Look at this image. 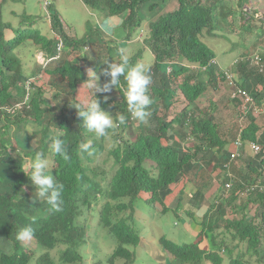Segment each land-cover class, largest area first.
Returning a JSON list of instances; mask_svg holds the SVG:
<instances>
[{"label": "trees", "instance_id": "obj_1", "mask_svg": "<svg viewBox=\"0 0 264 264\" xmlns=\"http://www.w3.org/2000/svg\"><path fill=\"white\" fill-rule=\"evenodd\" d=\"M105 1L106 17L118 18L126 33L119 40L120 43L118 40L109 41L108 49L104 47L106 43L102 45L103 39L90 42L88 36L84 39H77L74 35L68 37L56 14H49L51 30L57 35L54 38L48 39L41 34L40 29L33 28L34 19L24 23L25 18H22L19 25L12 28L1 20L5 0H0V236L10 244L7 252H0V264H29L33 258L32 247L24 248L23 242L16 239L18 232L29 224L34 228L32 241L43 250L35 264H54L49 256L52 251L57 253L62 264L78 263L82 260L80 249L87 242L91 223L104 228L115 242L110 264L118 259H122L123 264H134L136 256L129 248L137 246L140 238L135 203L142 202L147 209L159 210L162 216L166 213L176 215L186 210L181 204V196L184 195L191 202L186 214L196 221L195 212L205 200L201 189L206 187L204 181L211 178L204 167L210 165L219 177L220 184L216 189L222 197H216L217 201L220 200L219 204L211 203L212 209L197 222L207 240V247L199 249L196 245L168 241L163 236L160 242L173 256L172 262L168 264H264V251L260 253L258 249L261 239H264V190L256 189L238 206L246 208L250 204V208H255L253 219H250L243 214L237 218V214L243 211V207H236L242 185H233L227 195L223 189L228 181L226 165L230 161V152L227 149L237 138L243 149L240 160L230 162L232 171L237 173L239 169H244L245 173L240 171V180L244 181L248 174H253L257 179L261 178V184L264 183V131L259 132L260 127L253 116L255 107H264V51L259 53L260 67L250 58L254 51L251 48L256 44H264V18L259 11L253 16L248 15L245 4L248 0H232L236 3L235 10L239 9L242 13L239 27L233 6L228 9L227 5L217 0L211 4H208V0H176L177 9L168 13L163 12L170 4H166L168 0ZM84 2L91 6L94 0ZM255 17L262 23L260 26L254 24ZM146 21V37L142 41L138 38L130 42L133 33L141 29ZM220 23H235V33L252 32L251 27L256 29L254 42L249 46L233 43L235 45L230 50L233 51L235 46L244 48L235 66L239 73L238 76L236 74L239 87L247 91L253 100L245 112V117L249 119H246L248 125L242 127L238 123L244 118L241 115V119L237 117L233 125L224 127L223 133H220L219 122L211 111L194 116L191 111L184 110L167 120L166 111L173 104L177 90L192 108L208 86H216L214 72L217 73L219 68L216 63L207 66L215 54L205 44L204 38L214 37L216 29L224 35L221 32L224 30L223 24ZM10 29L12 32L9 34ZM60 41L61 50L58 46ZM96 43L107 51L105 54H96L91 65V70L96 74L107 66H101L102 61L119 62L121 50L124 51L129 44L137 47L135 53L127 57L130 65L141 63L145 48L153 57L152 66L148 67L152 75L148 94L153 104L146 109L151 114L144 122L131 119L123 97V87L126 86L123 76L120 78L121 86L117 89L114 87L108 93L87 88L88 103L96 98L103 110L116 117L114 127L107 131L109 147L104 138L107 134L97 137L83 127L82 118L78 116V112L86 108L88 103L85 105L79 101L77 93L92 76L84 69L88 64L84 51L86 45L94 46ZM29 44L42 52L46 59L57 57V60L51 61L42 70L43 79L46 80L41 84L44 85L33 82L26 104L22 105L18 113L11 114L5 108H13L16 103L24 101L27 94L24 84L31 76L24 71L20 54ZM70 52L79 55L69 61L65 56ZM183 62L198 68L188 69L181 64ZM169 66L172 67L170 74L167 73ZM40 67L37 64L31 75L40 72ZM176 80H179L177 84ZM50 89L51 98L57 103L55 107L49 106L45 98L46 91ZM233 102L240 106L238 99ZM121 114L126 117L124 124L118 122ZM26 126H31L33 133L21 136L20 130ZM15 130L18 134L15 143L19 152L13 157L11 152L6 151L4 137ZM126 130L132 132L124 135ZM187 131L192 135L190 139L197 141L191 147L183 144L188 139ZM53 136L64 140L68 160L51 154L49 142ZM32 140L36 142L35 148L31 146ZM88 140L92 141L94 149L91 156L81 153L79 148L80 143ZM254 141L259 144L261 151L251 156L246 144ZM35 151L49 157L52 162L49 171L64 185L63 204L59 212L51 211L43 199L35 200V187L27 176ZM104 153L103 163L99 164ZM19 154H24L30 160L24 161V157ZM182 179L194 181L199 189L194 193H186L187 185L180 184ZM176 185L179 186L176 197L165 206V198ZM171 208L174 211L171 212ZM219 229H222L220 236L215 233ZM228 233L237 240L236 243L227 244L219 238ZM243 242H246L244 252L238 249Z\"/></svg>", "mask_w": 264, "mask_h": 264}, {"label": "rangeland", "instance_id": "obj_2", "mask_svg": "<svg viewBox=\"0 0 264 264\" xmlns=\"http://www.w3.org/2000/svg\"><path fill=\"white\" fill-rule=\"evenodd\" d=\"M46 0H5L2 9H1V19L4 23L9 22L12 26H16L21 22L22 18H25L24 23L31 22L32 27L36 29H40V32L42 35H45L48 39L54 38L57 35L53 33L51 30V25L49 23V14H56L58 17V20L62 24V28L64 33L68 37H73V35L77 38H85L88 36L90 39V42L94 41L97 42L98 40H104V47L107 49L109 48V41L114 40H121L125 37V30L122 26H120V20L115 17H106L104 6H106L105 0H94V3L90 6L85 4L84 0H48V5H45ZM202 1V0H201ZM222 2V4L227 5L226 8H231L233 6V9L235 11V19L236 24L240 25L242 13L239 9L235 10L236 3H234L232 0H217ZM214 2V0H208V4H211ZM170 3V4H169ZM168 6L163 11L165 13L173 12L177 9V1L176 0H168L166 3ZM248 7V15L253 16L256 12L259 11L260 16L262 19L264 18V0H248L245 3ZM217 10H219V6L216 7ZM28 17V18H26ZM220 18V17H219ZM255 17L253 22L255 25H261L262 23L256 20ZM108 22L106 26L109 25V27H103L104 22ZM147 21L142 25V28L139 30H136L131 38L129 39L130 42H133L137 40L138 38L142 41L146 35H147ZM119 24V25H118ZM223 24L222 33H225L222 35L218 29H216V35L214 37L207 36L204 38L205 44L214 52L215 59L218 63V66L220 68H231L232 62L235 59H238V57H242V53L244 52L243 47H234L233 51H230L232 47L236 44L237 46L244 44V45H250L251 42H254V39L256 38V29L254 27H251L252 32H242L237 31L238 33L233 32L235 30L234 24ZM254 25V26H255ZM264 27V24H263ZM224 38H227L228 41H226ZM121 41H119L120 43ZM235 43V44H233ZM112 44V42H111ZM85 48L86 51H84L88 58V64L84 68L86 70V73H89V70H91V65L95 61L96 54L98 52L106 53L101 46L96 45H86ZM145 48V47H144ZM137 49L136 45L129 44L123 53L125 56L129 57L133 53H135V50ZM146 51L143 52V59L141 60V64H144L146 67H151L153 63V58L148 52V48H145ZM251 50H254L252 52V57L257 55L258 53H263L264 51V44H257L255 47L251 48ZM71 54L66 55L64 54L65 58L67 60H71L75 57H77L79 54L76 52H70ZM21 61L24 63V71L28 76H32L37 73L34 72V74L31 75L34 69H36L37 64L40 60V52L38 49H35V47L32 44H29L27 49H25L20 54ZM251 57V58H252ZM38 60V62H37ZM84 66V64H81ZM104 65V62L102 61L101 66ZM102 70L98 71L97 76H99L98 80V86L102 87L104 83L108 82L110 79L109 77H105L102 75ZM100 72V73H99ZM234 72L238 76V72L235 69ZM234 79L235 76L233 75ZM45 78L38 82L37 85H40L41 83L45 82ZM181 81V80H180ZM94 82V81H93ZM179 80H176L175 83L177 84ZM44 85V84H41ZM90 88L88 83L81 86V89H79L77 93V99L81 101L83 104H87L89 101V94L88 91ZM216 88L213 89V87L209 86L206 88V91L204 94L199 97L192 105V108L189 106L187 100L183 97V95L180 93L179 90H177V95L174 96L173 104L171 107L166 111L167 112V120L172 119L177 114L181 113L182 111H191V113L194 116H202L205 114L206 111H211L212 114L217 118L220 126V133H223L224 127H228L230 125H233L237 120V117L241 119L238 120V123L242 126H245L249 122L245 117V112L247 109L244 110L242 105L238 107V105H235V103L230 100L229 98V87L225 84H217ZM52 96V90L46 91L45 98L48 99L49 106L55 107L56 102L51 98ZM256 109L253 112V116L255 117V122L259 125L260 129H264V107L263 105L255 107ZM163 115V113H162ZM247 119V120H246ZM15 129V128H14ZM28 130L32 131L31 126H28ZM16 132V130H15ZM20 132L24 135L26 134V129L23 128L20 130ZM126 132L130 133L131 130H126ZM6 137H4L6 142V151L11 152V148L14 145L16 138L18 137V134H15L13 131L6 133ZM17 135V136H16ZM128 135V134H126ZM189 136V137H188ZM187 142L183 143L185 146L188 145V147L193 146L194 143L197 141L190 139L192 138V135L187 131L186 136ZM31 145L35 146L36 142L35 140H32ZM107 147H109V142L107 144ZM247 149V148H246ZM107 153V152H105ZM105 153L101 157V161L99 164L103 163V159L105 158ZM251 155L250 153H248ZM49 160V157H45ZM30 160V159H27ZM52 166V162L49 160V167ZM242 168V166H241ZM205 172L209 173L211 175V178L209 177V180L204 181L205 188L203 187L202 190V197H204L203 206L202 207H211V203H214L216 197L221 196V192H217V186L220 184L219 177L215 175L212 165L205 166L204 167ZM242 169H239L237 173L234 174L236 177H239L242 175L240 172ZM244 172V170H242ZM255 175L252 174V179ZM199 179V178H198ZM200 180V179H199ZM182 182L180 184H184L188 190H191L193 193L197 188L195 186L194 181H187L186 179H182ZM179 184V186H180ZM178 185V184H177ZM173 187L172 193L168 195L164 200V205L167 206L174 197H176L177 191L179 190V186ZM188 192V191H187ZM186 192V193H187ZM193 195V194H192ZM245 197H242L241 204L243 202ZM217 199V198H216ZM181 204L182 207L186 209V211L190 210L191 202H188L187 196L184 197V195L181 196ZM243 206H241L240 209H242ZM159 208V207H158ZM254 207L252 208H245L243 212H239L237 214V218H240L241 214H245L249 216L250 218L254 215ZM196 213V212H195ZM173 214V213H172ZM171 213H166L163 215V219L159 217V210L153 211L150 209H147V206L142 202L135 203V217L138 221V228H140L141 231V242L140 245H138L136 248H131L132 251L136 253V262L135 264H167V257L165 256L163 250L161 249L159 239L162 237L161 233L159 231L165 233V238L169 239L173 242H178L179 244H182L185 240H189L191 242L192 238L190 235V231H188L185 228V224H189L193 227L199 228L198 224L196 222L191 221L190 216H185L183 213H180L182 217L179 221L175 215H172ZM246 216V217H247ZM227 219H229L227 217ZM174 221H179L177 226L173 225ZM259 220H257V223ZM193 224V225H192ZM144 225H147V227H143ZM152 228V229H151ZM190 228V227H188ZM159 230V231H158ZM220 231L222 229H219L216 231V234L220 236ZM200 235V234H198ZM87 242L86 244L80 249V254L82 256V260L75 264H110L109 258L112 254L113 248L115 246V242L112 239V237L108 234V232L102 228L97 226L96 223H91L89 225L88 234H87ZM198 237V236H197ZM173 238V239H171ZM220 239H224L227 244H233L236 243V239H232L230 234L223 235L222 237H219ZM206 244V243H205ZM204 244V246H205ZM8 245H10L6 239L0 236V252L4 251L7 252ZM24 248L26 246L32 247L33 252V258L30 260L29 264H35L36 259L40 256V254L43 252L41 248H39L37 245L34 244V242L31 240L29 242H23ZM241 251H245L246 249V242H243L239 245V248ZM259 252L264 251V239L261 240L259 245ZM31 250V249H30ZM236 252H234V255ZM50 258L54 261V264H62L58 260L57 253L55 251H52L49 254ZM168 258L172 260V257L168 254ZM114 264H123L122 259H118L115 261ZM190 264H194L193 262ZM198 264H208L206 262H200Z\"/></svg>", "mask_w": 264, "mask_h": 264}, {"label": "clouds", "instance_id": "obj_3", "mask_svg": "<svg viewBox=\"0 0 264 264\" xmlns=\"http://www.w3.org/2000/svg\"><path fill=\"white\" fill-rule=\"evenodd\" d=\"M45 5H48V0L45 1ZM4 24H9L12 28H16L19 25L18 24L16 26H12L9 22H6ZM8 32L10 34L12 32V30L10 29ZM9 34H7V35H9ZM215 34H217L216 30H215ZM59 44H60L59 50H61V46H62L61 41L59 42ZM55 60H57V57L48 60L44 57L42 52H40V60H39V63H37V64L39 66H41L40 67L41 69H40V72L34 74V77H32L33 76L32 75L25 82L24 89H25L27 94L24 97V101H21L20 103H16L13 108H5L6 111H9L11 114H15V113H18L20 111L22 105L24 106L26 104V101L28 100V96L30 95V93L32 91V89H31L32 83L33 82L38 83L39 81H41V79H43V76H44V73H42V70L51 61H55ZM236 61H237V59H235L232 62L233 70L231 68H225V67L220 68L218 66V68H219L218 72L217 73L214 72V75L217 77L216 83L218 85L221 83L223 85L226 84L229 87V89H230V92H229L230 100L233 101L235 99H238L240 101V104L244 108V110L245 109L248 110L250 108V106L252 105L253 100L247 91H245L244 89L239 87L238 78L236 76V73L234 72V70L236 69V66H235ZM251 61L257 63L258 67H260L261 64L259 62V53L257 55H255L254 57H252ZM37 62H38V60H37ZM215 63L218 65V63L214 57V59H211L209 61L207 66L209 67V66H211V64L215 65ZM104 64H106L107 66H106V68H104L102 70V75L110 78L108 80V82L104 83L102 87L98 86L97 82L99 80V76H97V74L94 71L89 70V73H91L92 76L91 77L89 76L90 79L86 83H88L89 87L91 89L95 90L96 92L108 93L114 87L117 89V87L121 86L120 78H121V76H123L125 79V82H126V86L123 87V93H124L123 97H124V99H126L127 108H128V112L130 113L131 119L132 120L135 119L138 122H144L147 119V117L150 116V114H151L149 111H146V109H148L153 104V99L148 94L149 85L152 83V75H151L150 68L146 67L144 64H141V63H137L135 65H130L127 56L123 55V50H121V56H120L119 62H114V61L109 62L107 60L104 62ZM181 64L184 65L185 67H187L188 69L198 68L196 66H190L189 63H186V62H183ZM207 66H205L202 69L205 70V68ZM171 68L172 67L169 66V68L167 69L168 74L171 73ZM233 75L235 76V79H234ZM211 87H213V89H217L216 86L212 85ZM237 89H241V90L245 91L248 94V97L250 100L248 102H245L244 99L238 94L233 97V93H236ZM255 109L256 108H254L253 111ZM78 116L80 118H82L83 127L85 129H87L89 132L95 133L97 137L105 136L107 134V131L114 127V120L116 119V117L113 118L106 110H103L101 108L100 101L96 98L91 100L88 103L86 108H82L78 112ZM118 122L120 124H124L126 122V117L123 114H121L118 117ZM247 125L248 124H246L245 126H247ZM245 126H242V127H245ZM25 129H26V133H29L30 135H31V133H33L32 131L28 130V126H26ZM262 130L264 131V129H260L259 132ZM14 133L16 134V132H14ZM126 133L127 132H125L124 135ZM20 135L24 136L22 133ZM113 136H114V134L112 133V140H113ZM104 138L109 142V134H107L106 137H104ZM112 143H113V141H112ZM252 145H255L258 148V150L256 152L253 151ZM31 146L33 148H35L36 145L35 146L31 145ZM246 146H247L246 147L247 151H248V153L251 154V156H255V155L259 154L261 151L259 144L256 143L255 141L254 142H248L246 144ZM79 148L81 150V153H87L89 156L94 154V149L92 147V141L91 140L80 143ZM49 149H50V152L52 155L60 156L65 160L69 159L67 146L65 145L64 140L61 139L60 137H55V136L50 137ZM242 149H243V145L240 142L239 138L235 139L233 142L230 143V145L227 149L230 152V161L226 165L227 178H228V181L226 182V184H230V186L228 188H226L225 187L226 184H224V187H223V189L225 190V193L227 195L228 192L231 190L233 185H235V184L242 185V190L240 193V200L236 201V207L241 205L242 197H245L243 200V202H244L251 195V193L254 192L256 189L264 190V183L261 184V181H260L261 178L257 179V177L254 176L252 179V177H251L252 175L248 174L243 181V180H240L239 177H236V175H235L236 173L235 174L233 173V171L231 169L232 166H230V162H232L233 160H240ZM12 150H14L15 153L11 154V156L15 157L17 152H19V149L16 147V143H14V145L12 146L11 151ZM233 154L236 156L234 158H231V155H233ZM19 155L24 157V154H19ZM45 157L46 156H44V154L42 152L35 151V158L29 164L27 176L35 187V200L43 199L47 203V205L49 206V209L51 211L59 212V211H61L62 204H63L62 197H63L64 185L62 183H60L55 178V176L52 174L51 171H49V160L46 159ZM27 159H29V157H24V161H28ZM242 170H244V169H242ZM243 173H245V170ZM185 192L189 193L192 191L185 188ZM221 197H222V195H221ZM219 202H220V200L217 201L215 199L214 204H219ZM250 207H251V205L249 204V206L246 208H250ZM238 208H241V207H238ZM210 209H212V208L211 207H207V208L201 207L195 213L196 217L194 218V220H196V221H193V220H191V221L196 222V223L201 221L203 215L206 212H208ZM244 209H245V207L243 206V211H244ZM170 211L172 212V211H174V209L171 208ZM180 213H183L186 217L188 216L186 214V210L184 212L183 211L177 212L175 217L179 221H181L180 220L181 218L185 219L184 217H182L180 215ZM243 215H245V214H243ZM245 216H247V215H245ZM159 217L161 219H163V216L161 215V213H159ZM247 217L250 218L249 216H247ZM250 219H253V217ZM179 221L174 222L173 225L177 226ZM143 227H147V225H144ZM188 227H190V228H188ZM185 228L188 231H190L189 233H190L191 237H193V238L191 239L192 240L191 242H189V240H186L183 243H186L188 245H190V244L196 245L197 247L199 246V249H201V247L206 249L207 240L203 237L202 233L200 232V229H201L200 226H199V228H196L194 226L192 227L189 223V224H185ZM138 232H139V236H140L138 245H140L141 237H142L140 228H138ZM159 233H161L162 237L165 236V233H163L161 231H159ZM215 233H216V231H215ZM198 234H200V235H198ZM33 237H34V228L32 227L31 224H29L18 232L16 239L20 242H29L33 239ZM160 239H159V243H160L161 249L163 250L165 256L167 257V261H168L167 264H168L169 262H172L173 256H172L170 251H168L164 248V245L161 244ZM171 239H173V238H171ZM167 240L169 241L170 238ZM204 244H205V246H204ZM137 246L130 247V248H129V246H127L126 248H129L131 250V248H136ZM114 249H115V246L113 248V251H114ZM132 252H134V251H132ZM134 254L136 256L135 252H134ZM168 254L172 257V260H170L168 258ZM32 257H34V256H32ZM186 264H190V263H186Z\"/></svg>", "mask_w": 264, "mask_h": 264}, {"label": "built area", "instance_id": "obj_4", "mask_svg": "<svg viewBox=\"0 0 264 264\" xmlns=\"http://www.w3.org/2000/svg\"><path fill=\"white\" fill-rule=\"evenodd\" d=\"M58 46L60 47V44H58ZM237 94L240 95L244 99L245 102H248L250 100L248 97V94L241 89H237L236 93H233V97L236 96ZM252 149L254 152H256L258 150V148L255 145H252ZM234 154L231 155V158H234L236 156ZM229 186H230V184L225 185L226 188H228Z\"/></svg>", "mask_w": 264, "mask_h": 264}, {"label": "crops", "instance_id": "obj_5", "mask_svg": "<svg viewBox=\"0 0 264 264\" xmlns=\"http://www.w3.org/2000/svg\"><path fill=\"white\" fill-rule=\"evenodd\" d=\"M108 22H109V21H107V22H104V23H103V24H104V26H103V27H109V25H108V26H106V24H108ZM119 24H120V23H119ZM119 24H118V25H119Z\"/></svg>", "mask_w": 264, "mask_h": 264}]
</instances>
